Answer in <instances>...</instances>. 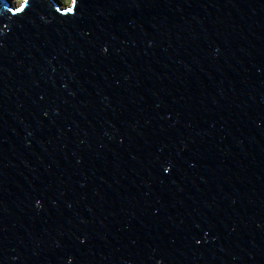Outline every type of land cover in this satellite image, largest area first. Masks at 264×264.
<instances>
[{
    "label": "water",
    "instance_id": "95a60500",
    "mask_svg": "<svg viewBox=\"0 0 264 264\" xmlns=\"http://www.w3.org/2000/svg\"><path fill=\"white\" fill-rule=\"evenodd\" d=\"M29 3L0 0V264H264V0Z\"/></svg>",
    "mask_w": 264,
    "mask_h": 264
},
{
    "label": "snow or ice",
    "instance_id": "6c2138e0",
    "mask_svg": "<svg viewBox=\"0 0 264 264\" xmlns=\"http://www.w3.org/2000/svg\"><path fill=\"white\" fill-rule=\"evenodd\" d=\"M30 7V3L29 0H25V2L23 4H20L19 7H13V8H9V11L16 13V14H21V13H25ZM70 12L72 11L71 9L69 10ZM165 172L169 171L168 168L164 169ZM197 243H200V241H197Z\"/></svg>",
    "mask_w": 264,
    "mask_h": 264
},
{
    "label": "rangeland",
    "instance_id": "374dc122",
    "mask_svg": "<svg viewBox=\"0 0 264 264\" xmlns=\"http://www.w3.org/2000/svg\"><path fill=\"white\" fill-rule=\"evenodd\" d=\"M16 6L20 5L24 0H11ZM62 6H69L73 0H58Z\"/></svg>",
    "mask_w": 264,
    "mask_h": 264
}]
</instances>
